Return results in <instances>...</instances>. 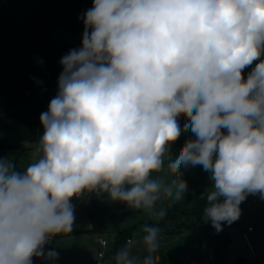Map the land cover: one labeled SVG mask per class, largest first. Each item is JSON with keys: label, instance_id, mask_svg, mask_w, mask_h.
Here are the masks:
<instances>
[{"label": "clouds", "instance_id": "clouds-1", "mask_svg": "<svg viewBox=\"0 0 264 264\" xmlns=\"http://www.w3.org/2000/svg\"><path fill=\"white\" fill-rule=\"evenodd\" d=\"M81 19L33 162L0 158V264L57 259L45 245L73 231V198L106 194L162 220L157 201L189 190L182 167L209 173L217 232L249 195L264 200V0H93ZM166 157L168 183L154 176ZM143 231V259L124 247L115 264H160V227Z\"/></svg>", "mask_w": 264, "mask_h": 264}, {"label": "trees", "instance_id": "trees-1", "mask_svg": "<svg viewBox=\"0 0 264 264\" xmlns=\"http://www.w3.org/2000/svg\"><path fill=\"white\" fill-rule=\"evenodd\" d=\"M87 3H93V0H0V95L5 96L11 104L7 110L0 112V132H13L19 141L38 143L43 130L40 115L47 111L50 100L56 95L53 89L62 71L59 61L71 49L79 48L82 44H61L56 47L50 41V34L54 27L76 34L83 33L81 17ZM255 63L243 70L245 79ZM183 120L181 116V127ZM186 139L187 135L183 132L174 142L171 151L174 157ZM2 152L16 154V170L23 171L17 166L22 152L18 143L0 136ZM208 178L209 173L198 166L191 191L183 200L166 209L164 220L166 225H174L170 234L181 233L183 229H198L206 253L189 257L169 256L163 264H226L227 250L232 242L230 230L238 227V222L224 224L222 231L214 232V228L205 220L207 187L211 185ZM86 214L91 228L73 230L71 233L102 234L110 222L121 220L126 213H113L106 194L99 197L92 194ZM121 233L128 234L125 230ZM117 239L114 255L123 248L121 238L118 236ZM234 264L259 262L237 256Z\"/></svg>", "mask_w": 264, "mask_h": 264}, {"label": "rangeland", "instance_id": "rangeland-1", "mask_svg": "<svg viewBox=\"0 0 264 264\" xmlns=\"http://www.w3.org/2000/svg\"><path fill=\"white\" fill-rule=\"evenodd\" d=\"M92 7V3H87L83 7V14ZM82 34H76L67 29L61 27H54L50 34V41L59 47L61 44H78L82 43ZM57 88V82L54 86V91ZM10 102L5 96L0 95V112L7 110L10 107ZM186 123L184 118L183 125ZM187 135V139H193L194 136L189 130L184 132ZM1 137H7L11 141L19 144L21 155L18 158L17 166L23 170L34 160V152L37 144H32L24 141H19L16 134L9 131L0 132ZM185 140V141H186ZM185 143V142H184ZM183 143V144H184ZM16 154L0 153V158L9 159L14 163ZM171 157L174 158L172 152ZM167 157L165 159V172L160 174H154V176L162 177L165 183L170 182L172 175L167 171ZM183 178L188 183V192L191 191L192 180L197 177L198 166H188L187 168L182 167ZM208 181L210 179L208 178ZM211 190V185L207 187V191ZM175 200L174 198H164L163 196L156 203V210H165L168 207L173 206L175 203L183 200ZM110 202L112 212L117 215L126 213L121 220L112 221L102 234H92L90 232H78L66 235L58 236L49 243L48 250H55L58 253V258L54 261L45 260L43 264H115L114 261V250L116 247V241L112 240V236H119L121 238V247H128L133 256L137 259L142 260L147 254L143 244V237L145 235L143 227L145 225L159 226L161 229L158 244H159V255L161 257L160 264L165 263L169 256L175 257H189L195 256L202 253H206L204 240L200 238V232L196 228L183 229L181 233H173L171 230L174 225H166L164 223L165 217L162 220H157L151 217L149 214L141 210L128 209L124 204L118 202ZM242 212L237 220L238 227H233L230 232L232 233V242L228 247L226 254V264H234L237 256H245L249 252V245L252 244L257 252L258 247H255L254 241L249 237L246 240L243 237V226L244 224H250L251 227L256 228V220L264 218V200H261L259 196L249 195L247 199L240 205ZM86 211L83 209L75 216V222L73 230H86L89 229L90 223L87 217ZM253 216V218H251ZM207 221V218L205 217ZM210 223L209 221H207ZM211 224V223H210ZM76 227V228H74ZM248 228V227H247ZM120 230H125L128 234L121 233ZM120 232V233H119ZM214 232L216 230L214 229ZM245 236V235H244ZM101 237L105 239L109 246L106 249H101L99 245L95 243V240ZM131 240V243H127V240ZM259 248L264 254V236L259 241ZM104 252L105 258L100 259L99 253ZM249 258V257H247ZM256 260V259H255Z\"/></svg>", "mask_w": 264, "mask_h": 264}, {"label": "crops", "instance_id": "crops-1", "mask_svg": "<svg viewBox=\"0 0 264 264\" xmlns=\"http://www.w3.org/2000/svg\"><path fill=\"white\" fill-rule=\"evenodd\" d=\"M88 203L84 204L82 210L84 209L86 211ZM81 210V211H82ZM86 213V212H85ZM251 218H253V216H251ZM256 228L251 227L250 224H244L243 229L245 232H243V237L248 240V236L251 237V239L254 241L255 243V247L257 246L259 252L256 251V249L254 248V246L252 244L249 245V252L248 254H244L247 255V257L243 256L244 258L248 259L249 261H258L259 264H264V254L263 252H261L260 248H259V241L263 238L264 236V218H259L258 220H256ZM90 223V222H89ZM248 227V228H247ZM76 228V227H74ZM91 228V224L89 226V229ZM238 228H240V226L238 225ZM88 230V229H87ZM251 230V231H250ZM122 230H120L121 232ZM119 232V233H120ZM118 235V234H116ZM245 235V236H244ZM248 235V236H247ZM232 236V233H231ZM129 244V243H128ZM256 259V260H255Z\"/></svg>", "mask_w": 264, "mask_h": 264}, {"label": "built area", "instance_id": "built-area-1", "mask_svg": "<svg viewBox=\"0 0 264 264\" xmlns=\"http://www.w3.org/2000/svg\"><path fill=\"white\" fill-rule=\"evenodd\" d=\"M55 90L57 91V88H55ZM89 200H90V196H87V195L84 198H82V199L73 198V200L71 201V203L74 205V214H75V216L82 210L84 204L88 203ZM117 238H118L117 235L112 236V240L113 241H116L117 242V240H118ZM49 243L45 245V251H47V247L49 246ZM95 243L97 245H99V247L101 249H103V250L106 249L109 246V243L105 239H103L101 237H98L95 240ZM127 243H131V240L130 239L127 240ZM98 257L100 259H104L105 258L104 252H100ZM44 261H45V259H43V258H35V257L33 258V264H43Z\"/></svg>", "mask_w": 264, "mask_h": 264}]
</instances>
